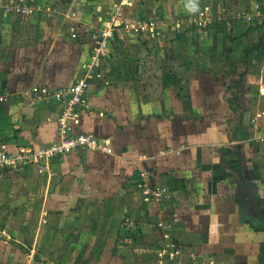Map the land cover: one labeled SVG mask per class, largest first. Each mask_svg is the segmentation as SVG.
<instances>
[{"label":"crops","instance_id":"0c3cea01","mask_svg":"<svg viewBox=\"0 0 264 264\" xmlns=\"http://www.w3.org/2000/svg\"><path fill=\"white\" fill-rule=\"evenodd\" d=\"M18 1L35 4L41 10L46 4V0ZM47 1L58 12L63 10L61 19H40L38 15L26 22L12 20L10 15L0 19V153L16 154L23 147L39 150L58 141L57 100L40 97V91L72 84L90 59V31L100 24L94 26L87 15H81L84 2ZM139 1L119 0L125 23L133 18L151 19L144 12H158L152 0ZM108 8L112 7L100 4L97 12ZM172 8L166 5V9ZM74 33L76 38L72 37ZM116 34L109 44L105 70L90 83V108L84 109L73 128L76 133L107 139L111 152L87 149L29 162L21 168L15 166L29 176L20 186L50 191L42 199L44 203L47 199L60 201L61 197L83 198L87 192L96 193L98 202H106L108 210L101 217L110 222L103 230L113 244L95 249L113 252L129 246L132 254L117 257L114 253L104 264H264V60L246 59L250 65L245 66L234 91L236 104L230 98L229 86L222 85L223 77L219 81L214 72L201 66L190 71L185 61L178 63L184 69L171 66L176 59H189L193 55L190 51L181 57L166 53L159 56L156 50L138 54L147 57L134 62L132 77L126 78L123 67L124 77L110 83L111 50L119 42ZM144 36L136 35L135 44H141ZM128 39L125 36L123 41ZM245 49L258 53L264 47ZM198 54L199 59L207 58L205 53ZM234 56H238L235 51L215 52L213 60L216 64L229 62ZM252 64L257 71L251 69ZM171 77L176 82L170 81ZM186 90L187 97L183 93ZM99 92L105 94L101 103L106 114L91 108L101 101ZM16 174L17 170L8 169L4 185L14 184ZM146 174L154 183L170 182L178 199L173 200L176 206L158 204L155 197L145 201L143 188L137 189L135 181ZM4 185L1 182L0 187ZM4 194L0 190V195ZM31 200L29 197L28 202ZM123 219L126 222L121 226ZM148 221L154 224H146ZM114 222L118 225L113 226ZM135 229L140 244L118 243L119 232L128 234ZM147 231L164 233L165 238L181 236V254L177 252L173 259L171 252L165 262L155 255L145 256V248L160 249L164 244L162 240L156 246L142 248V236ZM226 236H230V246ZM176 248L174 251L180 250Z\"/></svg>","mask_w":264,"mask_h":264},{"label":"rangeland","instance_id":"374dc122","mask_svg":"<svg viewBox=\"0 0 264 264\" xmlns=\"http://www.w3.org/2000/svg\"><path fill=\"white\" fill-rule=\"evenodd\" d=\"M25 2L23 1L22 4L27 5L29 8L28 13L25 15L11 14L12 20L24 22L27 18L31 19L37 15L40 19L45 18L48 20L52 17L54 19H61L60 17H62L61 13L63 10L60 9L61 12H58L55 6H49L47 0L45 1L46 4L42 5L44 8L42 10L40 6L38 8L35 4H27ZM76 2H84L83 7L85 12L81 15H87L91 22H95L94 26L100 24V17L105 16L107 11H115V6H118L122 10L123 5L119 0H76ZM139 2L141 3V0ZM152 3L157 7L158 12L155 15H150L147 12L144 13L147 14L148 18L156 20L159 23V27L146 34L144 36L146 38L141 44H135V36L137 35L135 30L128 32L127 28L125 29L124 27L115 29L119 42L114 44L111 50L112 65L109 77L111 82H109L113 83L115 80L124 77V74H122L123 67L126 71V78L130 79L132 77L131 68L134 62L141 61L147 57L146 55L145 57H140L138 54H145L146 52L156 50L155 52L159 56H163L166 53L181 57L183 52L187 53L190 51L193 55L189 59H176L171 66L175 67L181 61H185L188 62L185 64H189L190 71L201 66V68H206V71L214 72L219 81L223 77L222 80L224 82L222 85L231 86L228 91H230V98L235 103L238 99L237 95H234L236 94L234 91L237 89L235 84L242 77L241 73L244 72L245 66L250 65V62H246V59L250 56L249 60L255 59L259 63H262V60H264V49L258 50L257 48L256 51L258 50V53L253 51L248 53L245 49L246 46L249 48L253 46L254 48L256 46L259 47L260 44H264V0H152ZM0 4V19L4 20V16H9L5 15L4 12V7L7 3L1 1ZM100 4H105L106 7L108 5L112 8L99 11L98 13L97 7ZM169 4L174 7L172 10L166 9V5ZM193 4L196 6L195 11L189 10L188 7ZM80 24L83 25L84 23ZM99 27L100 25L95 28ZM21 28L24 27L21 26ZM122 29L126 30V32ZM220 30L222 31L219 32ZM97 33V30L96 32L95 30L90 31V36H98ZM125 36L129 37L128 41H123ZM131 37H134V40ZM245 39H248L247 43ZM235 40H241V42L239 41L236 46L234 44ZM66 43L64 41V44ZM223 51H235L238 56H234L229 62L224 60L218 61L216 64L213 60L215 52ZM197 53H205L207 58L199 59L200 54L197 55ZM211 54L213 55L211 56ZM246 55L247 57H245ZM253 65L255 64L251 65V69L255 72L258 69L254 68ZM105 66L106 64H102V71L105 70ZM178 66L184 69L183 66ZM108 69L110 72V66H108ZM191 74L193 73H190L189 77L193 81L194 77ZM97 78H93L91 83ZM147 82L150 83L151 81ZM168 82L170 81L168 80ZM186 89H188V86H186ZM183 93L185 97L188 96L187 90ZM99 95H102L101 101L98 104H93L91 108L99 113L106 114L108 111L104 107L105 104L104 102L101 103L104 100L105 94L99 92ZM0 169L3 170L0 172V185L1 182L4 185L6 184V176H8V169L10 167L0 166ZM11 170L18 171L16 178H14V184L0 187V190H4L5 192L4 196L0 195V264H104L110 258L112 259V254L114 253H116L117 257L124 254L130 256L132 250L128 248V245L131 242L135 241V243L140 244L139 234L137 233V229H135L134 231H128V234L121 231L117 235L118 243L128 246L126 249L122 248L121 251L116 250L113 252L95 249L97 246H102L101 244L108 246L113 244L109 240V236L104 235L105 231L103 230L110 222L109 219L101 217L103 212L108 210L106 202H98L99 196L96 193L90 194L87 192V196L84 195L83 198L71 199L70 197H61L60 201L55 202L53 199H47L44 203L42 199L46 196L48 197L50 191L47 190L46 192L44 188H39L38 186L36 188L35 186L30 187V190L24 189L20 184L24 182L25 178L29 179V176H26V173L24 175L21 171L19 172L17 168H11ZM147 177L148 174H146V177L142 176L141 181H135L137 189L141 190L143 188V190H149L148 194H145L144 191L141 192L146 199L145 201L151 202L156 192L166 190L167 197H162L163 200H160V203L168 202L169 204H163H173V206H176L175 202L178 199L175 197L176 195L170 182L165 184L154 183V181H149ZM29 197L32 199L30 202H28ZM85 198L88 199L87 202H84ZM175 199L176 201L173 203ZM9 201L10 203H8ZM157 201L155 200L156 203L159 202ZM7 208L9 210L8 214L5 213ZM125 222L126 219H123L121 226ZM145 223H149V225L154 224L151 221ZM129 224L131 223L128 222L127 225ZM114 225L118 224L114 222ZM89 228L94 231L90 233L87 231ZM144 230L146 231L145 228ZM67 232L68 234L66 235ZM163 234H149V231H147L146 235L142 236L143 242L146 244L142 248L147 245L152 247V244L156 246L158 242L164 240V244L160 249H155L154 247L150 249L145 248L147 249L144 253L145 256L150 257L155 255L158 259H162L165 262L169 259V253H174L173 259L177 258V252L181 254L182 244H184L183 238L177 234H172L165 238ZM225 239L230 246V236H226ZM84 243L86 244L80 248V245ZM166 243L169 245L168 247L165 245ZM178 244H181V247ZM176 246L180 248L179 251H174Z\"/></svg>","mask_w":264,"mask_h":264},{"label":"built area","instance_id":"2783aa9c","mask_svg":"<svg viewBox=\"0 0 264 264\" xmlns=\"http://www.w3.org/2000/svg\"><path fill=\"white\" fill-rule=\"evenodd\" d=\"M23 1H11L4 7L5 15L28 13L29 8ZM124 27L127 31L135 30L137 35L144 36L159 27L154 19L133 18L131 22L125 23L122 10L115 6V11H107L106 16L100 17V27L92 28L98 36H90V60L83 65L81 72L76 80L62 88L51 89L42 88L40 97H54L58 103V135L59 139L52 142L49 146L40 147L39 150L32 148H20L16 154L2 151L0 153V166L23 167L29 162L38 163L42 159L59 158L75 151L93 149L104 153H110L111 147L107 139L97 137L89 133L74 132V125L78 123L84 109L89 107L87 94L90 89L91 80L101 76L102 64L106 63L108 58V48L110 41L115 37L116 28ZM73 38L77 34H72ZM264 142V136L261 137ZM144 177V176H143ZM146 177V176H145ZM145 194L149 190H143ZM166 190L155 193V198L160 201L162 197H167Z\"/></svg>","mask_w":264,"mask_h":264},{"label":"trees","instance_id":"16d2710c","mask_svg":"<svg viewBox=\"0 0 264 264\" xmlns=\"http://www.w3.org/2000/svg\"><path fill=\"white\" fill-rule=\"evenodd\" d=\"M218 28H219V26H218ZM222 30H220L219 32H221ZM260 47H264V44H260V46L259 47H254L253 48V50H256L257 48L259 49ZM241 79V78H240ZM170 81H172V82H176V80H175V78H173V77H171L170 78ZM164 82L165 83H167V79L165 78L164 79ZM239 84H240V80L235 84V86L237 87V89H238V87H239ZM229 88H231V86L229 87ZM232 104V103H231ZM232 106H233V104H232ZM233 110H235L234 108H232Z\"/></svg>","mask_w":264,"mask_h":264},{"label":"clouds","instance_id":"9594fccd","mask_svg":"<svg viewBox=\"0 0 264 264\" xmlns=\"http://www.w3.org/2000/svg\"><path fill=\"white\" fill-rule=\"evenodd\" d=\"M189 10L191 11H195L196 10V6L193 4V5H189Z\"/></svg>","mask_w":264,"mask_h":264}]
</instances>
